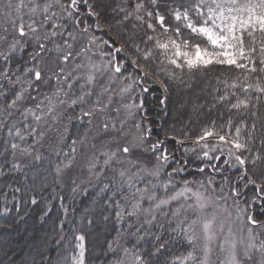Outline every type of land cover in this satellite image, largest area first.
Returning <instances> with one entry per match:
<instances>
[{
    "label": "trees",
    "instance_id": "trees-1",
    "mask_svg": "<svg viewBox=\"0 0 264 264\" xmlns=\"http://www.w3.org/2000/svg\"><path fill=\"white\" fill-rule=\"evenodd\" d=\"M139 2L141 0H87V5H91L92 11L96 13L93 16L89 14L88 6L81 0L78 3V11L71 10L73 19L64 17L58 21L68 27L64 35L57 40L63 41V37L69 39L67 35L69 31L79 39H85L84 34L90 32L89 34L100 37V42L116 43L121 46L123 51L118 52L117 58L127 65L125 72L135 78L141 75L133 67L132 60H136L137 64L147 71V78L142 84L138 82L136 85L139 91L135 93L134 98L137 104L143 102L140 108V112L143 111L140 122L144 129L151 130V135L147 139L148 145L162 140L176 160H187V164L184 165L186 170L174 176V187L167 194L182 187L183 180L203 181L210 191L212 188L216 189L213 192L216 195L222 194L220 188L223 187V195L230 198L231 189L236 188L240 195L234 198L235 201L247 208L254 219L264 222V214H262L264 197L253 185L248 184L247 177L241 179L244 176V169L237 164L234 157H229L226 152L217 151L210 155H218L221 157L220 160L209 161L202 157L199 148L194 153L185 152V148L192 147L191 141L201 134L202 129L212 126V121L216 122V129L220 130L221 134L230 132L234 135L235 127L244 120L247 127H242L241 135L247 138L251 133L253 138L249 141L251 155L259 152L264 156V146L261 145V141L264 140V96L261 97L257 108L250 107L239 111L228 112L225 104L216 103L215 98L225 92L224 85L217 83V77L221 81H227L228 84L234 81L237 84L244 82V74L240 69L226 65H217L207 74L197 72L190 75L185 72L180 75L177 70L178 78L169 80L162 70L166 65V61L164 64L161 63L164 61L162 50L154 47L155 41H147L148 35L158 36L161 42L167 37L158 35L161 31L159 28L153 33L136 19L137 15H145L144 10L135 11V5ZM143 2L148 10H152L149 0ZM190 2L194 0H158V6L161 13L166 15V22L174 27L177 22L173 20L171 10L180 4L187 5ZM61 3L68 5L70 0H61ZM54 11L57 12L56 9ZM58 14H62L61 11ZM74 19L82 22L76 25L73 23ZM151 22L155 24V18ZM97 24L99 27H96ZM85 27L88 28L87 32H83ZM90 46L88 42H81L75 52H79L82 47L89 50ZM34 48V43L30 41L23 50L18 46L16 53L13 54V67L15 68L16 64L23 67L25 62L30 66L29 54L33 53ZM106 50L110 51L109 48ZM5 51H7L6 42L0 43V52ZM148 52H151V56L145 60L144 56ZM0 63H3L2 59ZM158 71L159 75H157ZM157 81L169 85L166 94ZM0 85L3 86L0 91L4 92V95H0V107H2L5 98L11 97L14 86L5 81H0ZM56 87L55 80L41 83L38 86L39 94L37 91L31 94L37 97L35 102H38L45 94L51 95ZM60 87L63 88V85L61 84ZM149 87L148 91L143 90ZM217 89L219 91H216ZM237 92L241 99L245 98L242 92L239 90ZM165 95L167 100L162 104L161 100H164ZM35 102L30 101L29 106ZM232 102H235V98ZM213 104L216 106L212 107ZM85 107L86 104L72 106L64 115L61 124L57 126L59 133L62 134L61 142L56 140L53 143L42 142L41 138L28 137L27 143L32 145V150L27 156H21L19 153L13 156L10 143H21L23 146V142L14 135L10 137L7 127H0V264H65V256L78 252L79 242L75 237L81 234L85 237L84 264H113L114 261L122 258V251L110 250L107 242L116 237L118 231L122 233L121 248H132L135 245L146 264H172L175 258H183L191 248L178 230L173 231L177 225V220L172 216V210L175 211L174 206H165L162 211L157 212L156 220L151 225H143V220H137L135 217H125L122 223L117 222L115 201H120L121 207H124L123 197L133 191L127 185L123 188L119 185L120 177L117 172L120 168L126 167L128 163L126 159H121L124 161L123 164L114 163L111 168L101 172L104 159L99 157V165L90 172L88 168L90 159L87 156L93 148L86 150L85 142L83 144L78 142L71 167L57 174L56 165L61 162L67 163L65 154L68 159H72V141L81 139L76 135L83 130L82 134L91 127L88 124L89 118L82 116V109ZM253 112H256V116L252 115ZM229 117L233 119L230 129L227 127ZM16 121H19L16 127L21 128L24 124L33 123L31 117L24 121L18 113L4 123L10 127ZM253 123L256 125L254 132ZM221 125H225L222 130ZM43 130L54 132L55 129L50 130L49 127H45ZM179 140H184L185 143L181 145L177 142ZM95 148L102 149L98 144ZM82 152L86 154L85 159L81 158ZM95 155L97 156L98 153ZM140 155L151 168L154 163L152 154L141 151ZM245 155L250 154L245 153ZM37 156L39 159L36 158ZM226 160L228 163H225ZM15 164H19L20 167H14ZM179 166L181 165L172 163L159 179L152 177L150 180L157 185L166 182L169 179L167 173ZM213 166L218 171H213ZM246 166L249 169L248 175L253 176L255 173L253 178L260 183V177L264 175V160ZM200 167H205L204 173L198 171ZM135 170L134 167L130 169L131 172ZM209 178L214 181L212 186L207 185ZM146 181L137 182L136 187H145ZM106 184L109 185L108 188L104 187ZM190 186L196 187L198 183ZM113 193L118 194L113 195ZM158 195L164 196L165 193L162 189H158ZM254 197L256 199H253ZM33 199L36 203H32ZM142 206L147 208L149 203L144 201ZM184 215L185 212H182L179 218L183 219ZM105 217L108 219L105 220ZM128 224H132L133 227L128 228ZM137 229H140L138 235ZM261 230L264 233V229ZM160 244H165V247L156 251ZM124 259L127 261L129 258Z\"/></svg>",
    "mask_w": 264,
    "mask_h": 264
},
{
    "label": "snow or ice",
    "instance_id": "snow-or-ice-1",
    "mask_svg": "<svg viewBox=\"0 0 264 264\" xmlns=\"http://www.w3.org/2000/svg\"><path fill=\"white\" fill-rule=\"evenodd\" d=\"M79 2L81 0H70L68 5H64L61 0H43V4L39 3L38 0H17L13 4L12 0H7L4 11L0 13L5 17V25H11L13 33V41L7 45V51L0 52V59L3 60V63H0V81H5L14 86L11 91V97H6L3 106L0 107V127H7L10 137L14 135L15 138L23 142V146L21 143H10L9 147L13 156H16L17 153L21 156L31 154L32 145L27 143V138H43L46 135L43 129L51 127L48 124V117H51L52 121L56 122L62 115V113L57 112L58 107L86 104L88 98L93 95L92 85L95 82V72L100 71L95 64L89 65L93 71H90L86 78L82 76L74 77L71 72L66 73L64 69V65L70 61H75L82 54H86L88 48L82 47L74 55L73 44L69 43V39L75 41L76 36L71 31L67 33L69 39H64L61 43L57 42V39L64 35L68 27L58 21L64 17L73 19L71 10L78 11ZM82 2L87 5V0H82ZM149 3L152 5V10L146 8L143 0L135 5L136 12L141 10L145 12L143 16L137 15L136 19L145 24L146 28L153 33H156L157 28H159L161 31L158 35L167 37L161 42L158 36L148 35L147 41H155L154 47L162 50L164 61H161V63L164 64L166 61V65L162 70L169 80L178 78L177 70L180 75L185 72L191 75L197 72L210 73L217 65L240 69L244 74V82L240 84L235 81L228 84L227 81H221L217 77V83L224 85L225 92L215 98L216 103L225 104L228 112L250 107L257 108L259 106L261 97L264 96V0H194V2H190L187 5L180 4L171 10L173 20L177 22L174 27L166 22V15L161 13L158 0H149ZM87 6L89 14L95 16L96 13L92 11L91 5ZM56 7L61 9L62 14H58L53 10ZM24 9H27V23H25L24 19ZM121 11H124V9H121ZM127 18L126 16L125 19ZM153 18H155V24L151 22ZM181 21L182 23H180ZM81 22L79 19L73 20L76 25ZM96 27H99V24ZM8 31V27L5 26L3 34H0V43L7 41ZM87 31L88 28L85 27L83 32ZM21 40H25V43L21 44ZM29 41L35 45L33 53L29 54L31 65L27 66L28 62H25V66L21 67L20 64H16L14 68L13 54L16 53L18 46L23 50ZM91 42L89 41V43ZM116 51L120 52L123 49L118 48ZM53 52L56 57L49 63V54ZM150 56L151 52H148L145 54L144 59L147 60ZM109 63L111 64V61ZM131 63L141 75L132 80V75L129 74L128 79L132 80V83L121 89V93H130L135 84L138 82L142 84L144 79L147 78V71L138 65L136 60H132ZM82 66L81 64L74 65L75 69H79ZM113 71L120 74L122 65L115 64ZM157 75H159V71ZM13 76H15V79H13ZM79 79H85V83L81 85V94L72 99H60L62 95L64 97L68 96L67 91L61 88L60 85L67 83L68 88L71 89L73 84L69 81H78ZM52 80L56 81L57 87L55 91L51 95L45 94L42 100L35 102L37 97L31 93L33 91L38 93L39 84L48 83ZM157 83H159L166 94L169 90V85L163 81H157ZM2 87L0 85V88ZM86 88L87 90H85ZM143 90L147 91L146 88ZM237 90L245 95L244 99L240 98ZM216 91H219V89ZM109 92V88L102 89L97 94V99L91 107L87 111L82 109V116L88 117L90 123L92 118L97 114L105 113L106 109L110 107L112 96L108 95L107 102L104 101L105 94ZM0 95H4V92L0 91ZM233 98H235V102H232ZM131 99L132 102L122 104L121 107L126 110L127 117L134 120L136 114L134 110L138 111L142 108L143 102L136 104L135 98ZM166 100L167 95H165L164 100H161V103H165ZM30 101L35 103L29 106ZM215 106V104L212 105V107ZM116 111L119 113L120 109L118 108ZM17 113L24 121L31 117L33 123L24 124L23 128L16 127V123H19V121H16L10 127L4 123V121L12 119ZM252 115L256 116V112H253ZM124 123V121H121L120 131L127 136L128 133L123 132ZM232 125L233 119L229 117L227 127L230 129ZM134 126L138 134L134 136L132 141H126L123 146H118L114 151L102 154L105 159L101 166V172L106 168H111L114 163L123 164L124 161L119 159V157H131L132 153L137 149H143L151 153L154 160L152 167L149 168L139 160L129 159V167L118 170L120 188L127 185L133 191L123 197L125 201L124 207H121L120 201H115L117 222L122 223L125 217H135L137 220L142 219L143 225H151L156 220L157 212L162 211L170 203L183 199L184 203L181 204L180 208L172 212V216L177 220L176 228L173 231L178 230L183 235L191 250L183 258H175L172 264H177V262L178 264H186L188 261L191 264H210V257L214 247H218L220 253L224 254V259L220 261V264H251L254 253H259V259L256 260L255 264H264V240H260L262 233L254 231L256 228L264 229V222L257 221L252 215L247 214L246 210L238 207L234 199L240 195L237 189H231V198L234 200L233 206L236 207L238 217L244 215L247 225V241L245 242L243 237L239 240V243L243 245L242 251L238 250V241L231 225L228 226L227 232H225L224 221L217 223L215 214L211 217L205 215V209L209 205L217 201H224L227 204V200L230 197L223 195V187L220 188L222 194L215 196L213 199V197L206 196L203 192L193 191V188L190 187V185L198 183L199 188H204L205 191H208L203 181L183 180V187L168 195L167 193L174 187V176L186 170L184 165L187 164V160H176L169 149L164 146L165 142L162 140H157L145 148V141L151 135V130L141 129L139 123H135ZM111 127L115 129L116 126L113 123ZM224 127L225 125H221L220 129L222 130ZM242 127H247L244 120H241L240 124L235 127L234 135L230 132L221 134L220 130L216 129V122L212 121V126L202 129L201 134L191 141L192 147L185 148V152L194 153L199 148L202 152V157L209 161L220 160L221 158L218 155H210V153L217 151L226 152L229 157H234L237 164L244 169V176L241 179L247 177L248 184L253 185L257 192L264 197V175L260 177V183H258L257 179L253 178L255 173H253V176L248 175L249 169L246 166L248 164L255 165L257 161L264 160V156L259 152L251 155L252 149L249 146V141L253 138L251 133H249L247 138H243L241 135ZM102 128L107 132L109 124L107 122L103 123ZM255 128L256 125L253 123V132ZM78 142L83 144L84 139L72 141V159H68L67 154H65L67 163L61 162L56 165L57 174L71 167ZM177 142L181 145L185 143L184 140ZM261 145L264 146V140L261 141ZM92 148L94 149L95 145H92ZM245 153L250 155H245ZM36 158L39 159L38 156ZM149 162L151 163V161ZM172 163L181 166L172 168L171 172L167 173L169 179L166 182L157 185L152 183L151 180H147L145 187H136V183L145 177L159 179L164 174V170L170 167ZM225 163H228V161L226 160ZM98 165L99 157L93 154L88 164L89 171L95 170ZM14 167L19 168L20 165L15 164ZM133 167L136 169L135 172L130 171ZM113 171L117 170L113 169ZM198 171L204 173L205 167H200ZM213 171H218V169L213 166ZM96 175H100V173H96ZM213 184L214 181L209 178L207 185L212 186ZM104 187L108 188L109 185L106 184ZM158 189H162L165 195H158ZM211 191L215 192L216 189L212 188ZM116 194L118 193H113V195ZM253 199L256 198L254 197ZM144 201L149 203V207L144 208L142 206ZM32 203H36V200L33 199ZM129 208L131 209L130 211L128 210ZM188 210L195 214V219H189L187 215L180 219V214ZM224 211L227 213V217L231 216V212L227 207H225ZM262 214H264V210H262ZM107 219L108 217H105V220ZM132 227V224H128V228ZM139 231L140 229H137V235ZM240 231L243 232V228ZM121 236L122 233L118 231L117 236L107 242L110 250L116 251L120 249L122 251V258L114 261L113 264H146L144 257L139 253L135 245L132 248H121ZM75 239L79 242L78 252L65 256V264H69V262L70 264H84L83 242L85 237L81 234L77 235ZM139 239H143V237H139ZM201 240L203 241L202 245L200 243ZM257 240H259V243H257ZM164 247L165 244H160L156 251ZM124 258L129 259L125 261Z\"/></svg>",
    "mask_w": 264,
    "mask_h": 264
},
{
    "label": "rangeland",
    "instance_id": "rangeland-1",
    "mask_svg": "<svg viewBox=\"0 0 264 264\" xmlns=\"http://www.w3.org/2000/svg\"><path fill=\"white\" fill-rule=\"evenodd\" d=\"M12 2L13 4H15L17 0H12ZM38 2L43 4V0H38ZM6 3H7V0H0V13L4 11V6ZM54 9L57 10V13H60L61 11L59 7H56ZM23 11L25 13V17H24L25 23H27L28 22V15L26 14L27 9H24ZM5 26H7L9 30L7 41H6V46H7L9 43L13 41V33H12L11 25L10 24L5 25V17L2 14H0V34H3V28ZM89 33L90 32L84 34L85 39H79L78 37H76L75 41H72L71 39L69 40V43L73 44V53L76 51L75 49L79 46V44H81V42L82 43L88 42V44L91 46L89 47L87 54L81 55L75 61H70L68 64L64 65V69L66 73L71 72L74 77L82 76L84 78L87 77L90 71H93L89 67L90 64H95L100 69V71L95 72V82L92 85L93 95L88 98V102L86 103L87 107L83 109L84 111H87L88 108H90L91 105L96 101L97 94L100 93L102 89L104 88L110 89V92L106 93L104 96L105 102H107L108 95L112 96V103L110 107L106 109L105 113L97 114L94 118H92L91 123L88 121V124L91 127H93V128L90 127L91 130L90 129L85 130L81 134V132L83 131L82 130L81 132L78 133V135H76L77 137L84 139V142H85L84 147H86V150L91 149L92 145H96V144L100 145V148H102V149L94 148L92 151H90L87 156L88 159H90L93 156V154H96V153H98L99 155V156L97 155L98 157H103V159H105V157L102 155L104 152L114 151L118 146H123L126 141L128 142L132 141L134 136L138 134L134 125L135 123H139L141 125L140 115H143V111L140 112V109L138 111L134 110L136 112L134 120L132 118L127 117V112L124 108L121 107V105L132 102L131 98H134L135 93L137 94V92L139 91V87L136 86L137 84H135L133 86V89L130 90V93H121V89L125 88L128 84L132 83V80H135L136 78L132 76V80H129L128 79L129 74L128 72H125L127 65L125 64L123 65L122 64L123 61L121 60H118V63L115 62V56L118 57V52L116 51V49H118V46L116 44H113L114 46L110 47L109 46L110 42H105V41L100 42L101 40L100 37H96ZM63 40H64V37H63ZM89 41H92V42L89 43ZM57 42L61 43L62 41L57 40ZM24 43H25V40H21V44H24ZM107 48H109L110 51H107L106 50ZM50 54H49V63H51V61L54 60L56 57L55 53L51 55ZM110 61H111V64L109 63ZM75 64H81L83 66L79 69H75L74 67ZM115 64L122 65V72L120 74L114 73L113 68ZM69 82L73 84L71 89L68 88L67 83L62 84L63 89L67 91L68 96L64 97L62 95L60 99H66V98L72 99L80 95L81 85L85 83V79H79L78 81L73 80ZM43 87L44 86L42 85L41 88ZM85 90H87V88ZM43 97L44 96H42L39 99V101L42 100ZM71 107L72 106H67V105L63 107H58L57 112L62 113V115L58 118L56 122H53L51 117H48V124L51 125V127H49L50 130L52 129H55V130L54 132H50L49 130H46V135L43 138H41L42 142L47 141V142L53 143L55 140L58 142H61L62 134L59 133L57 126L61 124L62 119H64V115L68 113ZM118 108L120 109L119 113H117L116 111ZM121 121L125 122L123 125V132L128 133L127 136L123 135L122 132L120 131ZM105 122L109 124V129L107 132H105L102 128V125ZM113 123L116 126L115 129L111 127ZM141 129H144L142 125H141ZM144 130H147V129H144ZM147 146H148V142L146 140L144 147L147 148ZM141 151H144V150L137 149L132 153L131 157H119V158L126 159V162H128L129 159L139 160L142 164H146L147 167H150L147 161L144 160V158L140 155ZM85 156H86L85 152H82L81 158L85 159ZM128 167H129V164L127 163L125 168H128ZM150 178L152 177H145L144 179H141L140 181L142 182L144 180H150ZM192 188H193V191L198 190L200 192H203L206 196L213 197V199L215 198V196H218L214 194L212 191H210L209 188H208V191H205L204 188H199V186L192 187ZM179 189H177L176 191H178ZM171 194L173 193H170L168 195H171ZM183 203H184V200L181 199L178 202L174 201L170 203L169 205H167V207L174 206L176 210L177 208H180L181 204ZM189 203H191V201H189ZM233 204H234V201L232 200V198H229L227 200V204H225L224 201H217L216 203L209 205V207L205 209V215L211 217L213 214H215L217 218V223H219L220 221H224L225 232H227L228 226L231 225L235 233L236 239L238 241V244H237L238 250L242 251L243 245L239 243V240L241 237H243L245 239V242L247 241V225L245 222L244 215H241L239 217L237 216L236 207H234ZM225 207H227L228 210L231 212L230 217H227V213L224 211ZM238 207L240 209L246 210L247 214H249L247 208H245L244 206H241L238 204ZM185 215H187L189 219H195V214L191 210H188L187 212H185ZM225 217H227V219H225ZM241 228H243V232L240 231ZM254 231L262 233L260 236V240H264V233L262 232L261 229L256 228L254 229ZM200 243L202 245L203 241L201 240ZM257 243H259V240H257ZM223 259H224V254L220 253L218 247H214L213 252L211 253V257H210V264H220V261ZM258 259H259V253H254L253 261L251 262V264H255L256 260ZM186 263L189 264L191 262L188 261Z\"/></svg>",
    "mask_w": 264,
    "mask_h": 264
},
{
    "label": "flooded vegetation",
    "instance_id": "flooded-vegetation-1",
    "mask_svg": "<svg viewBox=\"0 0 264 264\" xmlns=\"http://www.w3.org/2000/svg\"><path fill=\"white\" fill-rule=\"evenodd\" d=\"M111 47H113V46H111Z\"/></svg>",
    "mask_w": 264,
    "mask_h": 264
}]
</instances>
